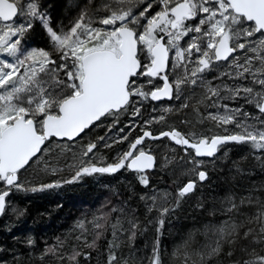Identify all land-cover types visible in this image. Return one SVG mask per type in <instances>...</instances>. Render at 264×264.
<instances>
[{"label": "snow or ice", "instance_id": "obj_1", "mask_svg": "<svg viewBox=\"0 0 264 264\" xmlns=\"http://www.w3.org/2000/svg\"><path fill=\"white\" fill-rule=\"evenodd\" d=\"M137 3L138 0H113V6L106 5L111 14L97 22L110 27H93L92 19L86 23L85 15L81 14L67 30L58 32L49 26L47 17L38 11L34 0H24L26 8L21 0H0V213H4L6 198L12 190L23 187L18 183L20 171L30 166L33 158L39 159L38 154L48 150L44 146L51 138L74 140L95 122L116 116L133 105L134 97L148 99L150 96L153 101L172 99L175 87L178 98L181 85H196L198 79H202L199 74L209 69L213 61H229L232 57L230 66L242 69L233 78H251L258 88L238 86L229 89L228 98L242 96L246 103L254 104L264 114V0H159L162 8L152 16L146 15L151 3L138 14L134 11ZM18 16L26 19L17 24L14 18ZM33 19H39L47 30L51 51L23 50L20 39H13L29 31ZM257 33L261 34L258 41L252 39ZM185 37L189 39L186 46H182ZM238 51L252 55H245L240 63L233 55ZM53 53L58 56L59 63L53 59ZM170 53L175 57L172 67H184V74L179 75L174 86L166 71ZM190 63L196 66L189 72L187 64ZM140 78H144L145 84L153 85L150 91L143 90ZM156 79L162 80L163 85H154ZM209 91L214 96L220 95L218 89L209 88ZM133 115L139 116L140 109L134 108ZM248 115L240 108L223 115L210 114L217 123L234 124L240 129L222 136L192 139L175 129L161 131L158 135L144 130L141 136L129 142L127 151L116 162L96 166L90 161L86 165L81 161L82 166L73 180L66 183L85 174L116 173L121 169L143 173L154 167L155 157L140 146L146 138L160 140L165 137L184 146L185 153L191 156L188 163L194 165L191 173L203 182L207 173L199 170L203 161L196 157H214L229 142L264 150V120H260L261 126L257 127L245 122ZM238 116L244 119L239 120ZM164 119L163 115L158 119L153 117L145 124ZM124 140L127 136L120 137L117 142ZM96 147L95 143L87 144L82 156L88 157ZM188 149L192 150L191 154ZM140 182L148 184L143 175ZM196 183L194 179L189 180L177 190L176 206L179 199L194 191ZM54 186L59 185H44L42 189ZM169 195L164 193L162 198L166 201ZM151 199L155 205L157 197L153 195ZM159 210L163 216L172 209L161 207ZM256 220L261 222V233H264V212L258 214ZM158 223L162 227L164 220ZM135 227L133 224L132 228ZM215 231L219 236L225 229ZM251 232L249 229L245 237ZM218 251L219 243L214 242L210 252L204 254L215 255ZM78 255L80 253L71 259L75 260ZM116 259L114 253L110 254L108 264H115ZM150 264H161L158 243L153 248ZM244 264H264V255H256Z\"/></svg>", "mask_w": 264, "mask_h": 264}, {"label": "trees", "instance_id": "obj_2", "mask_svg": "<svg viewBox=\"0 0 264 264\" xmlns=\"http://www.w3.org/2000/svg\"><path fill=\"white\" fill-rule=\"evenodd\" d=\"M38 1L49 26L58 32L67 30L81 14L86 18L99 3V0ZM20 41L23 50H52L50 38L40 22H35ZM53 59L60 62L55 53ZM139 83H144V78ZM152 87L148 85L143 90L148 92ZM146 100L155 104L149 98ZM193 110L200 111L199 103H194ZM185 119L194 123L196 115L190 112L182 117ZM152 124L147 129L154 135L172 129L179 131L175 126L166 125L163 129H154ZM92 127L84 132L85 137L92 132ZM139 129L136 127L130 132V140H135ZM166 138H146L143 147L162 143ZM170 149L177 157L191 159L182 153L180 146ZM216 155L225 157L214 165L210 164L213 157L204 160L207 179L198 180L194 191L179 199L178 206L177 190L192 180V176L188 170L182 174L178 169L177 157H172L165 168H160L155 158L154 169L145 174L121 169L116 173L85 174L71 183L66 181L73 180L74 176H60L40 181L27 190L13 189L6 198L11 209L0 214V264H108L112 253L117 257L115 264H150L157 243L161 264H244L261 251L264 241L262 224L256 220L257 211L264 212V150L229 142ZM33 162L34 159L30 166ZM141 175L148 180L147 186L140 182ZM49 184L59 186L42 189ZM164 190L172 199L165 207L172 210L161 216L153 207L149 210L140 197ZM160 219L164 220L162 227L158 223ZM224 219L241 226V235L233 236L234 242L227 245L222 241L217 254L205 255L210 247L208 250L202 246L210 237V227H219L220 220ZM249 229H252L250 235L243 237ZM76 253L80 255L72 260Z\"/></svg>", "mask_w": 264, "mask_h": 264}, {"label": "rangeland", "instance_id": "obj_3", "mask_svg": "<svg viewBox=\"0 0 264 264\" xmlns=\"http://www.w3.org/2000/svg\"><path fill=\"white\" fill-rule=\"evenodd\" d=\"M34 2L37 4L38 11H40L47 17L44 10L40 7L39 1L34 0ZM21 3L24 4V0H21ZM149 3L152 4V7L146 13V15L148 16L154 15L162 8L159 0H138L134 11L138 14L140 11L146 8ZM106 5L113 6V0H99V3L97 5L98 7H95V11L91 12L85 18V22L87 23L89 18H91L93 21V27H110L103 26L97 22L99 18L111 14L110 11L106 10ZM24 6L26 8V4H24ZM24 19L26 18L18 16L14 20L17 24H19L22 23ZM35 22H40V20L33 19L32 23L34 24ZM192 23H195V21H193ZM43 29L47 33V30L44 27ZM22 36L14 37L13 39H21ZM260 38L261 36H259L258 38L253 37L252 39L258 41ZM188 39L189 37H185L184 40L181 41V45L186 46ZM245 55H252V53L238 51L234 54V56L239 58L240 63H243ZM193 59H195V57H193ZM231 62L232 58L227 62L226 66H216L213 61L211 67L209 68V71L205 70L203 73L199 74L202 79H198L196 85H192L190 83L181 85L182 90L179 93L178 98L174 87L173 98L165 105L160 104L155 107L154 105L156 103L152 105L146 99L137 97L136 99H134L135 103L129 106L126 110L121 111L116 116H108L107 118H104L102 122L95 124L92 127V132L86 137L85 133L72 142L57 140L50 142L48 145H46V148L48 150L40 153V155L38 156L39 159L35 158L34 162L28 169L24 170L22 174H18V183L22 184L23 187L17 191L30 189L32 186L39 184L40 181L58 179L60 176H65V178H72L73 176H75L76 171L82 166L81 161L85 162V165L90 161L91 163L96 164V166H106L107 164L116 162V160L125 151H127L129 142L132 141L130 140V132L136 127L140 128L136 138L138 136H141L144 130L148 131L147 128L151 124H145V121H152L153 117L157 119L162 115L165 117L162 123L153 121L152 125H154V129H163L166 126H175L179 129V132L182 135H185L192 139H196L201 136H222L231 134L233 132H239L240 129L236 128L234 124L221 125L210 118V114L223 115L227 111L237 108H240L244 113L249 114L248 119L245 121L246 123L255 124L257 127H260V120H264V114L260 113L254 104L246 103L242 96L233 99L228 98L231 95L229 89L238 86H252L258 88L257 85L252 84L251 78L234 79L233 77L235 76L236 72L242 71V69L231 67ZM173 63H175L174 53H170L168 76H170L169 82L174 86L175 80L179 78V75L184 74V67L182 66L173 68ZM195 66L196 65L194 63L187 64L189 72ZM225 73H228V75H224ZM143 84L144 86H148L145 83ZM154 85L162 86L161 80L154 81ZM209 88L218 89L220 91V95H212V93L209 91ZM149 100L153 102L150 96ZM194 103H199L200 111L196 112L195 110H193ZM185 105H187V107H185ZM225 106H227V108H225ZM134 108L140 109L139 116L133 115ZM165 109L169 110L165 111ZM184 110L187 111L184 112ZM190 112H193V114L196 115L194 123L188 122L187 119L182 120V117L188 115ZM237 119L243 120L244 117L238 116ZM178 120H181L180 123H177V125H173ZM225 128L228 129L227 132H225ZM121 129H123V131H121ZM122 136H127V140H124L123 142H117ZM101 137H103L104 139H101ZM89 143H95L97 147L93 150L92 154H89L88 157H84L82 156L84 146ZM106 144L111 146L106 147ZM174 145H177L175 141L171 140L170 138H166L162 143H151L147 144L146 147H143V145H141L140 147H143L146 151H150L151 154L154 155V157L158 160L160 168H165L172 157H177L175 156L176 153H174V150L172 151L170 149V147H173ZM177 146L182 147V145ZM182 153L185 154L184 148H182ZM224 157V155H216L212 158V162L210 164L214 165L219 163V161L222 162ZM195 159L200 160L197 158ZM188 161L189 159L177 157L176 166L178 165L177 167L181 172H183L182 174H184L188 170V174L192 176V179L198 181V177L191 173V169L194 167V165L188 163ZM201 161H203V163L199 166V170L204 171V167H206L207 163H205L204 160ZM184 170L186 171L184 172ZM164 193H168L167 190L146 193L142 196L143 199L142 197L140 198L145 205H148L149 210L153 207L154 210L160 212L159 209L161 207H165L172 201L170 195L165 201L162 198ZM153 195L157 197L155 205L153 203V200L151 199ZM11 207L12 205L6 200L5 211L11 209ZM257 214L260 213L257 211ZM227 221L228 220L225 219L220 220V223L218 225L219 227L215 228L216 225L210 227V237L205 241V244H203L202 247L208 249V247L212 246L214 242H218L219 246H222L223 242H226L225 244L227 245V243L229 244L230 242H234L232 240L233 236H237L238 238L241 235V226H238L234 224L235 222L232 223L231 221L229 222L231 224H229ZM226 225L227 228L225 227ZM219 228H224L225 231L218 236L215 230ZM229 233H231V235H229ZM261 234L264 235V233ZM262 247L261 251L256 255H264V241L262 242Z\"/></svg>", "mask_w": 264, "mask_h": 264}, {"label": "water", "instance_id": "obj_4", "mask_svg": "<svg viewBox=\"0 0 264 264\" xmlns=\"http://www.w3.org/2000/svg\"><path fill=\"white\" fill-rule=\"evenodd\" d=\"M15 19V18H14ZM231 58V57H230ZM229 58V59H230ZM216 63H225V62H227V61H219V62H217V61H215ZM166 71H167V69H166ZM162 81V80H161ZM162 85H163V81H162ZM171 101V99H168V98H163V99H161V100H158V101H154V102H156V103H161V102H170ZM98 122V121H97ZM97 122H95V124L97 123ZM94 125V124H93ZM93 125H91L89 128H91ZM88 128V129H89ZM88 129H86V130H88ZM85 130V131H86ZM84 133H82L80 136H82ZM79 137H77V138H75L74 140H68L67 138H55V137H53V138H51L50 140H57V141H68V142H72V141H75L76 139H78ZM48 142V141H47ZM183 148H184V146H182ZM188 150H191V149H188ZM192 151V150H191ZM39 155V154H38ZM197 159H210L209 157H196ZM212 158V157H211ZM33 159H35V158H33ZM31 162V161H30ZM27 167V166H26ZM154 167H155V165H154ZM154 167L153 168H151V169H146L143 173H147V172H151L153 169H154ZM23 170V169H22ZM21 170V171H22ZM128 171H130V172H133V173H135V171H132V170H128ZM138 173V172H137ZM143 173H141V174H143Z\"/></svg>", "mask_w": 264, "mask_h": 264}, {"label": "flooded vegetation", "instance_id": "obj_5", "mask_svg": "<svg viewBox=\"0 0 264 264\" xmlns=\"http://www.w3.org/2000/svg\"><path fill=\"white\" fill-rule=\"evenodd\" d=\"M260 35H261L260 33H257V34H256V36H260ZM256 36H255V37H256ZM255 37H254V38H255ZM234 54H235V53H234ZM234 54H233V55H234ZM231 58H232V57H231ZM231 58H230V59H231ZM230 59H229V60H230ZM227 62H228V61H227ZM227 62H225V63H216V62L214 61V64H215L216 66H217V65H223V64L226 66ZM169 65H170V64H169ZM168 73H169V67H168V69H167V74H168ZM161 82H162V81H161ZM142 84H143V83H142ZM144 87H145V86H144ZM152 101H153V100H152ZM153 103H156V102L153 101ZM167 103H168V102H161V103H156V104H167ZM190 151H191V150H190Z\"/></svg>", "mask_w": 264, "mask_h": 264}]
</instances>
